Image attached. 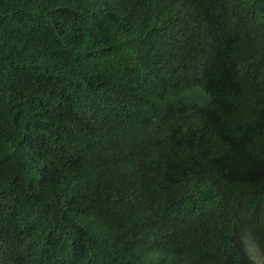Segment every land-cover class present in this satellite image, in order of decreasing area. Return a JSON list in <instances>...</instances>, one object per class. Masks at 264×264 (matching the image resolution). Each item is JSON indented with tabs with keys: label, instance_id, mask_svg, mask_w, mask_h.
Segmentation results:
<instances>
[{
	"label": "trees",
	"instance_id": "1",
	"mask_svg": "<svg viewBox=\"0 0 264 264\" xmlns=\"http://www.w3.org/2000/svg\"><path fill=\"white\" fill-rule=\"evenodd\" d=\"M252 247L264 0H0V264H257Z\"/></svg>",
	"mask_w": 264,
	"mask_h": 264
},
{
	"label": "clouds",
	"instance_id": "2",
	"mask_svg": "<svg viewBox=\"0 0 264 264\" xmlns=\"http://www.w3.org/2000/svg\"><path fill=\"white\" fill-rule=\"evenodd\" d=\"M89 218L90 217L88 215L83 214L82 216H79L77 219H74V220L79 221L82 224H85L88 222ZM88 233L94 241L106 247L104 227L101 223H99V225L96 227L89 228ZM252 248L254 249L253 251H252ZM252 248H251V254H252L251 256L256 261V263L259 264L258 258L262 259L264 262V256L260 255V252L257 250L256 247H252ZM254 252L257 253V258L254 256Z\"/></svg>",
	"mask_w": 264,
	"mask_h": 264
},
{
	"label": "rangeland",
	"instance_id": "3",
	"mask_svg": "<svg viewBox=\"0 0 264 264\" xmlns=\"http://www.w3.org/2000/svg\"><path fill=\"white\" fill-rule=\"evenodd\" d=\"M253 250L254 249L252 248V251ZM254 256L257 258V253L256 252H254ZM258 262H259V264H264L263 260L262 259H259V258H258Z\"/></svg>",
	"mask_w": 264,
	"mask_h": 264
}]
</instances>
